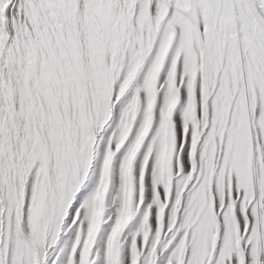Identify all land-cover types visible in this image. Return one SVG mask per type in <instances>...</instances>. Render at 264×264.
<instances>
[{
	"label": "snow or ice",
	"instance_id": "1",
	"mask_svg": "<svg viewBox=\"0 0 264 264\" xmlns=\"http://www.w3.org/2000/svg\"><path fill=\"white\" fill-rule=\"evenodd\" d=\"M0 264H264V0H0Z\"/></svg>",
	"mask_w": 264,
	"mask_h": 264
}]
</instances>
